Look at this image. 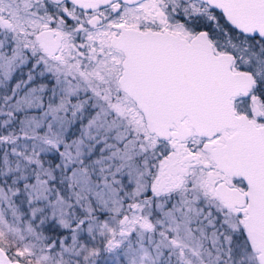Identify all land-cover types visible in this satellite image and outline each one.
<instances>
[{"label": "snow or ice", "instance_id": "obj_1", "mask_svg": "<svg viewBox=\"0 0 264 264\" xmlns=\"http://www.w3.org/2000/svg\"><path fill=\"white\" fill-rule=\"evenodd\" d=\"M0 264H264V0H0Z\"/></svg>", "mask_w": 264, "mask_h": 264}]
</instances>
